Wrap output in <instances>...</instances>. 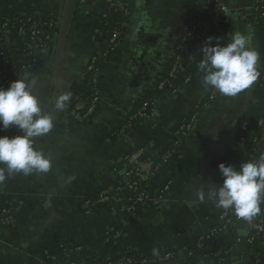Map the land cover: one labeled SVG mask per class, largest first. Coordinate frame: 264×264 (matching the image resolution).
Wrapping results in <instances>:
<instances>
[{
  "label": "crops",
  "instance_id": "obj_1",
  "mask_svg": "<svg viewBox=\"0 0 264 264\" xmlns=\"http://www.w3.org/2000/svg\"><path fill=\"white\" fill-rule=\"evenodd\" d=\"M66 2L0 0V18L36 14L57 25L53 43L44 53L27 51L15 31L0 38V54H9L15 64L28 68L25 81L32 85L43 110L54 116L50 133L34 138V147L51 158V170L14 175L0 185V264H69L73 252L82 259H115L128 252L160 257L175 252L179 263L192 239L221 225L222 209L207 199L200 203L196 191L222 184L220 163L239 167L264 153V125H260L264 122L260 84L264 77V19L254 11L256 0L223 2L229 9L230 32L252 33V46L260 53V76L237 96H221L207 108L202 106L212 88L202 86L197 67L203 53L180 42L195 22L209 16L213 0H87L84 5L78 0L59 50L57 37ZM106 4L129 10L128 35L100 72L93 74L89 67L104 44ZM204 37H221L220 44L228 42L216 28L207 30ZM216 43L213 39L212 44ZM177 52H183V59L173 82L176 94L163 92L156 82ZM94 81L101 103L96 117L89 121L83 115L91 105ZM65 92H71L72 99L63 111H57L55 99ZM144 100L154 103L149 119L137 124L128 136L112 138V132ZM195 115L193 133L181 146L183 159L165 163L146 185L149 198L164 195L160 209H138L135 215L125 212L123 217L110 202L98 211L87 209L86 199L106 190L113 194V185L126 171L164 152L185 119ZM243 127L252 136L251 143L255 135L261 136L253 158L248 150L251 144L245 150L238 147ZM10 128L9 137L22 135L18 127ZM166 187L169 190L164 193ZM3 210L10 212V224L4 222ZM261 210L254 220L264 223V203ZM238 226L207 242L209 251L215 253L207 264H264V236L255 240L253 230ZM115 231L123 232L122 242L115 240L116 233L109 237ZM153 248L159 256L153 255Z\"/></svg>",
  "mask_w": 264,
  "mask_h": 264
},
{
  "label": "clouds",
  "instance_id": "obj_2",
  "mask_svg": "<svg viewBox=\"0 0 264 264\" xmlns=\"http://www.w3.org/2000/svg\"><path fill=\"white\" fill-rule=\"evenodd\" d=\"M213 39L217 41L212 44ZM221 37H208L201 48L198 71L201 84L221 95L235 97L248 89L260 76L259 51L252 46V33L230 32L227 41ZM72 99L71 92L56 97L54 109L63 111ZM10 126L18 127L22 135L0 136V185L11 176L47 173L52 168L50 157L34 147V138L47 135L54 127V116L45 112L41 101L34 94L32 85L23 77L12 81L9 87H0V131ZM222 184L205 191L200 188L196 196L200 203L210 200L215 207L232 210L247 223L261 214L264 203V153L257 158L234 165H218ZM154 256H159L156 248Z\"/></svg>",
  "mask_w": 264,
  "mask_h": 264
},
{
  "label": "built area",
  "instance_id": "obj_3",
  "mask_svg": "<svg viewBox=\"0 0 264 264\" xmlns=\"http://www.w3.org/2000/svg\"><path fill=\"white\" fill-rule=\"evenodd\" d=\"M87 2V0H79L80 5H84ZM115 10L124 11L129 17L130 12L127 8L122 7L121 5H112ZM254 11L258 15L259 19H264V1L262 0H256L254 5ZM109 13H104V20L108 19ZM209 19H204L201 21L195 22L182 36V43L188 44V41L191 40L194 45L192 46L195 48L197 54H201V48L205 44V32L209 29L216 28L217 30H222L224 32V38H226L230 33V17H229V9L228 6L223 2V0H213L212 4V10L209 13ZM126 28V24L124 25ZM57 25L54 21H43L38 15L34 14L33 16H28V14H15L14 17H1L0 18V38H4L7 36V34L11 31H15L20 38H22L25 41V48L27 51H31L32 53L35 52H47L50 48V46L53 43V37L56 32ZM121 33L118 31H115L114 36L112 37L110 43L112 46H115V48H118L119 44H117L118 39L121 37ZM183 46V45H182ZM114 50V48H113ZM107 57L106 52L99 51L98 54H96L91 62V65L89 67V71L93 74L100 72V65L103 62V60ZM11 59V58H10ZM178 61H181L180 58H178ZM9 62H6V65ZM179 70H175L171 73V78L175 80L178 76ZM29 71L26 66H22L21 73L19 74V78L23 77L24 79L27 77ZM9 72L4 71L0 72V85L3 84L4 81H6L8 78ZM9 80V79H8ZM188 81H190L188 79ZM164 84L160 85V89H162ZM176 94V90L172 92ZM221 95L218 91L215 89L212 90V92L209 95L208 103H205L202 108L209 107L212 103H214ZM101 103V97L100 93L97 90V81H94L93 86V94H92V102L91 107L87 113V115L92 114L94 111V106ZM201 108V109H202ZM144 112H141L139 115L144 119H149L150 114L147 113V106L144 107ZM150 112L154 113V109H152ZM197 119V116H193L190 122H183L181 126L179 127L178 131L175 135V143L174 146L178 149L181 148L182 143L185 139L191 136L194 130L195 121ZM260 125H264V122H261ZM243 131H247L245 127L242 128ZM251 145L247 144V140L245 137H242L238 140V147L245 150L248 147L251 146L250 150L252 154V158L254 157L253 152L256 151V147H259L260 142L256 138L253 139ZM248 145V146H247ZM176 154V150H173L169 152L165 156V160L171 159ZM179 159H182L181 157ZM157 171H153L150 164H137L130 170H128L125 179L122 182V185H127L128 187H120L113 191V194L107 193V195L101 200L105 203H111L112 201L120 202L122 205L123 212L129 213V212H136L140 208H136V206H131L130 201L131 199H136L137 202L146 204V201H153L155 204H158L161 208L164 205V195H159L158 197L151 199L148 197L146 190L142 194L137 193V187L139 185H142V183H146L144 186L150 181H152L157 176ZM169 190V187H166L164 189V193ZM127 191V192H126ZM112 204V203H111ZM87 207L92 208V205L87 202ZM2 216L4 219V222L6 224H10L12 222V219L10 217V212L8 210L2 211ZM245 222L238 216L234 214L232 210H223L221 214V230L226 231L232 226H234L237 223ZM247 223V222H246ZM252 226L253 231L258 233L259 235L264 236V223L263 222H252L248 223ZM221 232H219V229L212 230L209 233H206L202 237V240L204 242H210L213 238H215L217 235H219ZM119 237V235H117ZM81 250V249H80ZM175 258L174 254L168 253L164 259H162V262H167ZM177 258V257H176ZM125 260V259H124ZM143 263H146V261H143ZM127 264H132V261L127 260ZM219 264V263H214Z\"/></svg>",
  "mask_w": 264,
  "mask_h": 264
},
{
  "label": "trees",
  "instance_id": "obj_4",
  "mask_svg": "<svg viewBox=\"0 0 264 264\" xmlns=\"http://www.w3.org/2000/svg\"><path fill=\"white\" fill-rule=\"evenodd\" d=\"M105 12L109 13L108 19L103 20V27L105 30V36L103 39V48L100 50L102 52H106L107 53V57L103 60V62L100 65V68H103L107 61H109L112 56L117 52L118 48H115V46H112V44L110 43L112 37L114 36L115 31L120 32L122 35L121 37L118 39L117 44L121 43L125 37L128 35V31L127 29L124 27V25L128 22L129 20V16L124 12V11H120V10H115V8H113L110 4H106L105 7ZM34 14H28V16H33ZM15 14L13 15H7L6 17H14ZM258 16V15H257ZM210 17H207L206 19H209ZM205 19V20H206ZM211 19V18H210ZM181 45L186 46V44L182 43V39H181ZM194 43L189 40L187 46H193ZM114 48V50H113ZM183 52H177L176 55L174 56L173 60L171 61V65L166 68V70H164V72L162 73V76L159 77V81L156 82L158 88L160 87L161 84H164L163 88L160 89L163 92H170L172 93L174 91V85H173V78H171V73L174 72L175 70H181L180 67V63L183 59ZM11 57L9 56V54H0V72H4L7 71L9 72L6 81L3 82V84H1V87L7 88L9 87L10 83L16 79L19 78V74L21 73V65H17L14 63V61L12 59H10ZM178 58L181 59V61H178ZM6 62H9L6 65ZM261 86L264 89V77L262 78L261 81ZM213 90V89H212ZM211 90V91H212ZM210 95V93H209ZM209 95H208V99L206 102L204 103H208L209 100ZM92 102V101H91ZM147 106V113L150 114L151 110L154 109V103L150 100H144L142 102V104L139 106V109L134 112L133 114L126 116L124 118V122L122 125H120L118 128H116L113 132H112V138L114 139H120L122 138V136H128L129 133L131 132V130L134 129V127L143 122L144 118H142L139 114L141 112H144V107ZM91 107V105H90ZM90 107L88 109H90ZM100 108V104H97L94 106V111L92 112V114L87 115L88 111L86 112V114H84L83 116L89 120L92 121L95 117L96 114L98 113V110ZM193 117V116H192ZM192 117H190L189 119H185V122H190ZM11 128L9 127L7 130L4 131H0V136H9L11 134ZM259 134V132H258ZM259 137H261L260 135H258ZM257 135H255L254 137H256L257 140H261V138H259ZM242 137H245L247 140V143L250 145L251 143V137L247 131H243L242 134L238 137V140L241 139ZM175 141L162 153H160L159 155L152 157V158H147L145 160V162L147 164L151 165V168L153 171H157V173L160 172V170L163 168L164 164L170 161H180L183 159L184 154L182 152L181 148H177L174 146ZM176 150V154L171 158V159H167L165 160V156L173 151ZM254 154V152H253ZM255 155V154H254ZM182 159H179V158ZM2 166V165H0ZM128 171L125 172V174L123 175V178L121 181L117 182L116 184L113 185L112 189L113 191L116 190L117 188L120 187H128L127 185H122L123 180L125 179V176L127 174ZM151 182V181H150ZM146 183H142V185H139L137 187V193L138 194H142L143 192H145L146 187L144 186ZM127 192V191H126ZM107 193L109 194V190L106 191H102L101 193H99L98 195H96L95 197H90L88 199H86V207H87V202H89L92 205V208L87 207L88 210H92V211H98L99 209H101L105 204L104 202H102L101 200L107 195ZM112 208L115 209V211L117 212L118 216H122L123 217V210H122V205L120 202L117 201H112ZM130 205L131 206H136V208H140V209H146L148 207H153L156 209H160L158 204H155V202L153 201H146V204H142L136 201V199H131L130 201ZM129 214L135 215V212H129ZM253 222H257L256 220H253ZM221 226L220 225L218 228L219 232H222L221 230ZM114 233H116V235L120 234V238L117 237L115 238V240L122 242L123 241V232L121 231H115L112 233H109V237L110 238H114ZM254 234L252 236V238L255 236V240L257 239V236L259 235L258 233H256L255 231H253ZM205 242L202 240L201 238L198 239H192V241L187 244V248L186 251L184 252V260L181 262H177L176 261V257L178 254H176L175 252H170V254H174L175 258L167 261L165 263H170V264H207L212 260V257L215 255V253H213L212 251H209L208 246H207V242L204 244ZM85 249L82 250V254H84ZM168 254V253H167ZM167 254H163L160 257H144V256H140L137 253L134 252H128V254L125 257H117L115 259H104V258H84L82 259L79 254H77V252H73L72 254V258L70 260L69 264H127V260L132 261V264H164V262H162L161 260L165 258V256ZM125 259V260H124ZM143 261H146V263H143ZM51 264V263H50Z\"/></svg>",
  "mask_w": 264,
  "mask_h": 264
},
{
  "label": "water",
  "instance_id": "obj_5",
  "mask_svg": "<svg viewBox=\"0 0 264 264\" xmlns=\"http://www.w3.org/2000/svg\"><path fill=\"white\" fill-rule=\"evenodd\" d=\"M77 2L78 0H67V4H66V11L64 14V18H63V26L62 29L60 30V34L57 37L58 40V44H59V50L62 46V44L64 43V40L66 39V32H67V25L70 23L71 18H72V14L74 13V10L77 6ZM238 228L240 230H245L247 232H251L253 230L252 226L246 222H241L239 223Z\"/></svg>",
  "mask_w": 264,
  "mask_h": 264
}]
</instances>
